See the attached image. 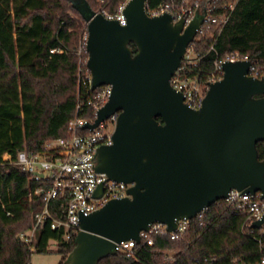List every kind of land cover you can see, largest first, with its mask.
<instances>
[{
	"label": "water",
	"instance_id": "water-1",
	"mask_svg": "<svg viewBox=\"0 0 264 264\" xmlns=\"http://www.w3.org/2000/svg\"><path fill=\"white\" fill-rule=\"evenodd\" d=\"M145 2L129 0L121 26L85 0H71L86 23L91 89L111 87L108 102L85 128L93 130L119 112L112 145L97 150L96 171L133 186L128 198L80 216L65 264H97L117 253L116 244L139 242V234L154 224L173 232L178 221L197 218L231 190L259 192L264 199V161L256 151L264 142V77L250 75L248 60L225 61L199 109L189 108L170 80L202 17L197 14L187 26L170 13L148 17ZM262 224L264 216L252 228Z\"/></svg>",
	"mask_w": 264,
	"mask_h": 264
},
{
	"label": "trees",
	"instance_id": "trees-1",
	"mask_svg": "<svg viewBox=\"0 0 264 264\" xmlns=\"http://www.w3.org/2000/svg\"><path fill=\"white\" fill-rule=\"evenodd\" d=\"M97 13L115 16L126 0H85ZM147 0L150 10L160 5L173 13L172 6L188 8L197 1V13L210 16L189 46L199 55L196 66L182 63L180 78L205 88L214 74V63L237 57L253 64L250 75L264 73V0ZM229 16L223 25L225 18ZM86 23L71 0H0V161L8 152H37L48 140L68 138V122L77 103L83 104L80 118L92 119L85 109V47L78 63L79 36ZM129 47L136 53L133 44ZM57 50V51H56ZM55 51V52H54ZM221 78L222 75L218 74ZM159 124H163L157 118ZM257 158L264 161V142L256 144ZM34 184L16 166L0 167V264H30L33 253L46 254L49 242H56L58 264H65L75 247L74 237L63 240V230L48 225L36 231L35 251L18 239L30 230L34 215L43 208L40 197L27 195ZM60 202L50 204L54 217ZM245 216L234 205L219 200L190 221L187 233L172 241L155 233L152 246L143 242L134 248L136 257L116 253L97 264H232L240 258L256 262L258 243L243 227ZM172 259H166L167 253Z\"/></svg>",
	"mask_w": 264,
	"mask_h": 264
},
{
	"label": "built area",
	"instance_id": "built-area-1",
	"mask_svg": "<svg viewBox=\"0 0 264 264\" xmlns=\"http://www.w3.org/2000/svg\"><path fill=\"white\" fill-rule=\"evenodd\" d=\"M128 1L126 0L119 8L115 16L103 14L104 17L110 20H117L121 26H125L126 21L122 15V11ZM186 1L184 0L183 4H186ZM236 2L237 0H235L233 5L229 6L230 12L234 9ZM144 9L148 17H156L164 13H170L173 16L174 22L182 20L184 26H187L198 14L197 1L188 8L173 5V13H171L163 5L150 10L146 0ZM201 17L202 24L196 36L202 35L204 31L203 25L209 24L211 21L207 13L201 15ZM228 18L229 16L225 18L223 25ZM83 40L86 44L87 31L83 35ZM191 53L192 58L189 56ZM244 60L231 57L224 61L215 62L214 74L209 83L221 79L218 77V74L222 75L221 65L223 62ZM198 61L199 55L195 54L188 47L182 58L184 66H196ZM180 69L171 78L170 85L174 90L182 94L186 106L197 110L201 106L208 85L205 88H201L195 81L180 78ZM262 77H264V73ZM83 84L87 94L85 109L92 114L91 120H86L78 116V112L83 111V104L77 103L75 115L67 124V131L70 134L68 138L48 140L37 152L24 150L17 153L15 157L8 152L1 156L0 167L16 166L22 172L26 173L29 179L36 184V187L29 191L27 195L28 199H31V197H40L43 203L42 210L34 215V223L30 230L18 235V239L28 246L30 252L35 251V243L37 241L36 231L38 229L46 225L52 230L62 229L63 240L69 241L72 237L75 238L80 231V216H89L111 200L128 198L127 191L133 186V184L109 180L104 173L96 171L97 150L102 146L112 145V135L119 112L114 113L93 130L85 128L86 124L91 125L94 123L98 111L108 102L111 87L105 85L96 90H92L90 76ZM99 187H101L102 191L100 197L97 198L94 194ZM222 200L227 204L234 205L237 215L245 216L243 227H249L250 229L243 230H246L247 235L256 240L261 253L260 259L256 262L246 263L240 258H235L232 260V264H264V224L258 229L252 228L253 223L260 221L264 216V199L261 198V194L259 192L250 194L231 190L227 197ZM58 201L61 204L56 212V217H54L50 211V204ZM190 221L186 219L178 221L176 229L173 232H168L164 225L154 224L148 232H141L139 234V242L130 240L116 244L117 252L136 257L134 252L135 245L143 242L148 246H152L153 241L151 235L155 233L160 234L162 237H169L172 241L180 240L187 233ZM166 259H172L170 252L166 254Z\"/></svg>",
	"mask_w": 264,
	"mask_h": 264
},
{
	"label": "rangeland",
	"instance_id": "rangeland-1",
	"mask_svg": "<svg viewBox=\"0 0 264 264\" xmlns=\"http://www.w3.org/2000/svg\"><path fill=\"white\" fill-rule=\"evenodd\" d=\"M83 35L84 32L81 33V35L79 36V49H78V56H79V60L78 63L81 64V51H82V47H85V43L83 40ZM189 56L192 58V53L189 54ZM87 61V60H86ZM56 250V242L51 241L49 242L48 245V252L46 254H38V253H33L31 255V259H30V264H58V262L60 261V256L55 252Z\"/></svg>",
	"mask_w": 264,
	"mask_h": 264
}]
</instances>
